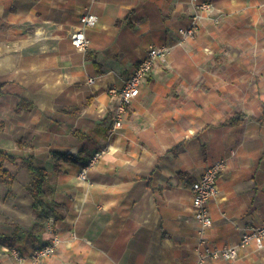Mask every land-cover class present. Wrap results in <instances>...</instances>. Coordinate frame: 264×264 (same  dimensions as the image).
I'll return each instance as SVG.
<instances>
[{
  "label": "crops",
  "instance_id": "obj_1",
  "mask_svg": "<svg viewBox=\"0 0 264 264\" xmlns=\"http://www.w3.org/2000/svg\"><path fill=\"white\" fill-rule=\"evenodd\" d=\"M211 1L194 38L182 41L190 0H0V264H18L11 248L28 254L48 242L50 227L62 241L42 264H193L191 185L223 157L207 241L236 245L245 228L264 224V0ZM86 11L98 23L85 28L83 51L72 34ZM155 44L171 50L109 137L117 100L108 86L121 87ZM236 115L240 123L223 124ZM107 145L117 150L81 180L80 168ZM54 153L74 160L55 172ZM30 157L53 173L63 212L39 233ZM206 264H264V250L251 244Z\"/></svg>",
  "mask_w": 264,
  "mask_h": 264
},
{
  "label": "built area",
  "instance_id": "obj_2",
  "mask_svg": "<svg viewBox=\"0 0 264 264\" xmlns=\"http://www.w3.org/2000/svg\"><path fill=\"white\" fill-rule=\"evenodd\" d=\"M194 12L187 26L179 28L181 40H187L196 35L202 18L212 9L211 0H190ZM81 26L72 34V43L79 50H87L89 39L85 28L93 27L98 23L96 13L86 11L80 18ZM171 47L167 44L151 45L146 55L137 62L133 71L125 78L121 87L108 86V91L116 97L117 103L114 113V127L120 128L123 118L127 113L128 106L139 95L142 82L147 78L159 58H165ZM93 81V79H90ZM105 152V149L96 150L92 153V163H95ZM231 155L235 150L230 151ZM91 163V164H92ZM228 157L220 158L206 167L200 178L191 185L193 217L199 224V249L198 258L193 264H206L208 260H234L239 256L241 249L253 244L259 250H264V224H255L245 228L240 240L236 245L217 246L210 244L206 238V230L213 225V218L209 209V202L217 196L219 190V177L227 168ZM87 166V165H86ZM86 179V170L81 174ZM61 243L57 233H53L46 243L36 245L28 254L14 247L9 250L18 264H42L43 260L51 256Z\"/></svg>",
  "mask_w": 264,
  "mask_h": 264
},
{
  "label": "trees",
  "instance_id": "obj_3",
  "mask_svg": "<svg viewBox=\"0 0 264 264\" xmlns=\"http://www.w3.org/2000/svg\"><path fill=\"white\" fill-rule=\"evenodd\" d=\"M241 118L242 115H236L223 122V124H238ZM3 157V154L0 153V161ZM53 159L55 161L54 171L56 172L60 169L62 161L74 160V157L67 153H54ZM26 163L32 176L26 187L31 195L32 207L35 213V220L31 232L39 233L45 230L46 222L50 218H62V211L60 210L61 204L57 202L53 196V194H55V187L52 180L53 173L44 167L36 166L33 157H30ZM0 171L7 173V171L2 168L1 163ZM11 178L13 179L12 176Z\"/></svg>",
  "mask_w": 264,
  "mask_h": 264
},
{
  "label": "rangeland",
  "instance_id": "obj_4",
  "mask_svg": "<svg viewBox=\"0 0 264 264\" xmlns=\"http://www.w3.org/2000/svg\"><path fill=\"white\" fill-rule=\"evenodd\" d=\"M191 38H194V36L193 37H191ZM191 38H187V40H189V39H191ZM168 55V54H167ZM167 57V56H166ZM160 59V58H159ZM156 63H157V61H156ZM155 63V64H156ZM155 66V65H154ZM154 68V67H153ZM153 68H152V70H153ZM151 70V71H152ZM151 71H150V73H151ZM149 73V74H150ZM148 77V76H147ZM140 94V93H139ZM117 102V101H116ZM131 105V104H130ZM129 105V106H130ZM129 106H128V108H127V113H128V109H129ZM114 113H115V109H114V112H113V117H112V124H111V126L108 128V136L109 137H113L115 134H116V132H118L122 127H123V122H122V125H121V127L120 128H117V129H113V127H114ZM126 113V114H127ZM126 116V115H125ZM125 116H124V118H123V121L125 120ZM100 150H104L105 149V152L104 153H109V152H114L115 150H117L116 149V147H114L113 145L111 146V145H107L106 147H100L99 148ZM99 149H96V150H99ZM95 150V151H96ZM103 153V154H104ZM102 154V155H103ZM100 158V157H99ZM98 161V160H97ZM97 161L95 162V163H92V160L90 159V161L88 162V164H87V166H85V165H83L81 168H80V170H79V174H78V177L81 179V180H85L84 178H82V176H81V174H82V171L85 169H87L88 167H91V166H94L96 163H97ZM92 163V164H91ZM86 173H87V170H86ZM86 178H87V174H86ZM61 207V206H60ZM61 212V211H60ZM62 213V217H63V212H61ZM54 218V217H53ZM52 218V219H53ZM57 219H55L54 218V221H56ZM49 221V220H48ZM47 221V222H48ZM47 222H46V224H47ZM50 229H51V234L53 235V233H57L58 235H59V237H60V239H61V241H62V238H61V236H60V234H59V232L58 231H56V229L57 228H53V227H50ZM51 235V236H52ZM56 252V251H55ZM54 252V253H55ZM53 253V254H54Z\"/></svg>",
  "mask_w": 264,
  "mask_h": 264
}]
</instances>
